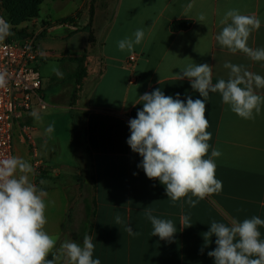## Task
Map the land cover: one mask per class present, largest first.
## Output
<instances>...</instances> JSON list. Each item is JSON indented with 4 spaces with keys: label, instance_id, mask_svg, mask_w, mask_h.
<instances>
[{
    "label": "crops",
    "instance_id": "obj_1",
    "mask_svg": "<svg viewBox=\"0 0 264 264\" xmlns=\"http://www.w3.org/2000/svg\"><path fill=\"white\" fill-rule=\"evenodd\" d=\"M230 9L261 20L248 46L264 48V0H45L41 17L22 26L37 39L62 40L44 49L38 47L44 56L40 61L67 63L74 81L75 59L87 55V75L76 97L71 86L68 105L73 110L70 143L79 163L71 166L62 160L54 165L50 157H57L58 148L33 138L35 153L47 169L39 178L34 172L30 179L48 193L44 230L56 239L57 248L65 240L82 244L87 234L95 245L93 258H99L101 264H215L207 253L215 249L216 237L205 246L203 235L213 220L230 224L234 218L241 222L253 216L264 219V105L254 120H245L222 102L219 93H210L206 103L207 131L211 133L208 156L213 148L221 153L214 160L222 189L195 207L184 203L181 208L182 201L173 205L165 186L147 178L138 167L142 157L127 144L131 134L128 122L143 108L140 95L159 88L173 98L179 93L185 103L188 96L202 99L188 79L176 78L190 64L213 66V84L228 79L230 70L224 68L225 62L244 65L264 76V61H252L241 52L233 54L217 42L223 27L220 20ZM200 14L205 16L203 22ZM68 18L74 22L64 23ZM177 21H191L192 25L174 32L171 27ZM137 29L144 30L143 41L131 53L120 51L118 41L134 38ZM90 34L95 38L93 44ZM133 54L137 60L130 63ZM48 83L43 78L44 99ZM256 91L264 96V89ZM42 111L33 110L38 116ZM32 113L26 119L30 126L35 119ZM32 153V146L16 128L14 156L33 166ZM70 174L79 182L67 179ZM41 180L45 183L40 184ZM146 207L154 209L153 215L173 221L177 232L171 242L151 236ZM117 214L123 221L119 225L115 223ZM187 214L192 226L182 229L180 217ZM128 224L140 234L130 236L125 230ZM259 230L264 239V227Z\"/></svg>",
    "mask_w": 264,
    "mask_h": 264
},
{
    "label": "clouds",
    "instance_id": "obj_2",
    "mask_svg": "<svg viewBox=\"0 0 264 264\" xmlns=\"http://www.w3.org/2000/svg\"><path fill=\"white\" fill-rule=\"evenodd\" d=\"M204 20L205 16L200 14L199 21ZM220 24L223 27L216 36L219 45L233 54L241 52L252 61H264V48L248 46L252 32L261 27V20L256 15L230 9ZM11 34V25L0 17V41ZM144 36V30L137 29L134 38L118 41V49L131 53ZM223 66L230 70L228 79L221 78L215 84L212 83L213 66L207 63L190 64L181 69L176 78L188 79L191 88L202 99L194 100L188 96L185 103L179 93L173 98L157 88L139 96L143 108L128 122L131 134L127 144L142 157L138 167L147 178L159 180L165 186L173 205L182 201L181 208L184 203L195 207L200 200L222 189V181L216 178L214 160L221 153L213 148L208 156L211 133L207 131L210 124L206 118V103L210 93H219L222 102L245 120H254L264 105V96L256 91L264 89V76L249 71L244 65L225 62ZM56 74L62 77L58 70ZM6 84V74L0 72V87ZM32 115L39 119L36 112ZM52 131V125L45 130L46 133ZM33 173L31 163L22 157L0 159V264H101L99 258H93L95 245L87 234L82 244L65 240L57 248L56 239L44 230L48 193L32 182L30 176ZM44 183L40 181V184ZM153 212L154 209H144L152 225L151 236L171 242L177 232L176 226L172 220L161 219ZM122 222L117 214L115 223ZM180 225L182 229L192 226L190 214L180 217ZM260 227H264V219L258 216L242 222L234 218L230 224L213 220L209 231L203 234L205 246L213 235L216 237V247L207 253L208 256L214 258L215 264H264V239ZM125 230L130 236L140 234L131 224ZM50 254L51 259L48 258Z\"/></svg>",
    "mask_w": 264,
    "mask_h": 264
},
{
    "label": "built area",
    "instance_id": "obj_3",
    "mask_svg": "<svg viewBox=\"0 0 264 264\" xmlns=\"http://www.w3.org/2000/svg\"><path fill=\"white\" fill-rule=\"evenodd\" d=\"M42 59L34 37L21 39V44L17 40L0 41V72L7 78L6 86L0 87V159L14 156L15 129L19 128L32 146L37 177L46 171L47 165L35 153L32 128L26 119L35 108H48L42 91L43 78L36 66ZM136 60V54L130 56V63Z\"/></svg>",
    "mask_w": 264,
    "mask_h": 264
},
{
    "label": "rangeland",
    "instance_id": "obj_4",
    "mask_svg": "<svg viewBox=\"0 0 264 264\" xmlns=\"http://www.w3.org/2000/svg\"><path fill=\"white\" fill-rule=\"evenodd\" d=\"M79 32H82V29ZM29 33L32 34L29 36L36 39V46L40 49H44V47L48 46L50 43H62L61 39L53 38V42H50V37H40L37 39L38 36L32 31H29ZM13 38L14 40H17L18 44H21L19 36L14 35ZM77 38L81 40L82 37L79 36ZM36 66L46 82H49L48 84L50 86L45 90V101L48 104V108L42 111L39 119H34L33 124H31V128L33 129L31 134L37 143L41 144L47 141L48 144H53V146L55 145V147L58 148L57 157H50L51 163H54V165L56 163L57 165V163L60 164L62 160H64L67 161V163H70L69 165L74 166L79 163V160H77V157L79 158V156H75V151L72 149V143H70L68 128L73 117V110L68 108V105L70 103L69 93L71 92V86L74 85L75 97L78 91H76L77 85L75 81L71 79V67L67 65V63L47 61V59H45L44 62L39 61ZM56 70L62 73V77L56 74ZM49 125L53 126V131L51 133H46L45 130ZM70 173L73 174V172ZM71 174L70 176H67V179L78 183L79 180L76 177H72Z\"/></svg>",
    "mask_w": 264,
    "mask_h": 264
},
{
    "label": "trees",
    "instance_id": "obj_5",
    "mask_svg": "<svg viewBox=\"0 0 264 264\" xmlns=\"http://www.w3.org/2000/svg\"><path fill=\"white\" fill-rule=\"evenodd\" d=\"M3 7L4 18L11 25V35L7 37L8 40L14 39L13 36L27 37L32 35L29 33V28L22 27L24 24L31 23L41 17V7L45 0H1ZM64 23L74 22V18H68L63 20ZM192 25L191 21H177L172 24V31L178 32L189 29ZM94 36L90 34L89 42L94 43ZM75 61L78 63V69L75 74V81L77 85L76 91L80 90L83 84V80L87 75L86 52L82 57L76 58ZM41 175L38 176V178ZM52 258L51 254L48 257Z\"/></svg>",
    "mask_w": 264,
    "mask_h": 264
}]
</instances>
